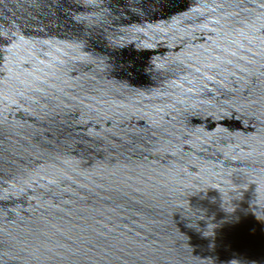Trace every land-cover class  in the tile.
Returning a JSON list of instances; mask_svg holds the SVG:
<instances>
[{
	"label": "water",
	"instance_id": "95a60500",
	"mask_svg": "<svg viewBox=\"0 0 264 264\" xmlns=\"http://www.w3.org/2000/svg\"><path fill=\"white\" fill-rule=\"evenodd\" d=\"M0 264H264V0H0Z\"/></svg>",
	"mask_w": 264,
	"mask_h": 264
}]
</instances>
